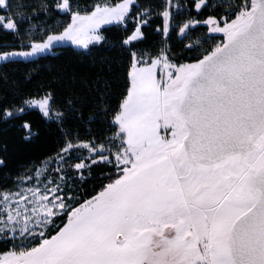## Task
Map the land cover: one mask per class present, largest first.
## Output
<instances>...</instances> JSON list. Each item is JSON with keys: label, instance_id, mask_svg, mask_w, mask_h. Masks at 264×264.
<instances>
[{"label": "snow or ice", "instance_id": "snow-or-ice-1", "mask_svg": "<svg viewBox=\"0 0 264 264\" xmlns=\"http://www.w3.org/2000/svg\"><path fill=\"white\" fill-rule=\"evenodd\" d=\"M0 264H264V0H0Z\"/></svg>", "mask_w": 264, "mask_h": 264}, {"label": "trees", "instance_id": "trees-1", "mask_svg": "<svg viewBox=\"0 0 264 264\" xmlns=\"http://www.w3.org/2000/svg\"><path fill=\"white\" fill-rule=\"evenodd\" d=\"M112 35L118 36V31H113ZM75 48L71 46H66L64 49H61L58 52L56 57H48L39 60V64L43 73L47 74V65H57L60 63H68L75 62L78 57L75 55ZM107 48L98 50L95 55L96 56H105L111 55ZM34 65L32 64H21L18 66V72L20 74L30 71ZM36 118V117H34ZM42 129H44L41 133V139L37 141L34 145L27 147L26 149L20 151L15 160L17 163H25L29 160H34L43 157L45 154L53 152L57 147V134L55 131H48L44 125H41ZM9 135H12L9 133Z\"/></svg>", "mask_w": 264, "mask_h": 264}, {"label": "rangeland", "instance_id": "rangeland-1", "mask_svg": "<svg viewBox=\"0 0 264 264\" xmlns=\"http://www.w3.org/2000/svg\"><path fill=\"white\" fill-rule=\"evenodd\" d=\"M69 46H71V45H69ZM71 47L75 48L74 46H71Z\"/></svg>", "mask_w": 264, "mask_h": 264}]
</instances>
